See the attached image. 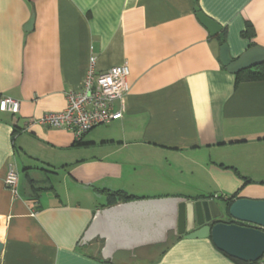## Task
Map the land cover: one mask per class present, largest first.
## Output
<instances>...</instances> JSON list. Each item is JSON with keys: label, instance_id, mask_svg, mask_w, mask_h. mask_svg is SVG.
I'll use <instances>...</instances> for the list:
<instances>
[{"label": "crops", "instance_id": "obj_1", "mask_svg": "<svg viewBox=\"0 0 264 264\" xmlns=\"http://www.w3.org/2000/svg\"><path fill=\"white\" fill-rule=\"evenodd\" d=\"M222 44L232 61L264 49V0H0V98L19 103L0 112V264H238L210 239L172 233L111 260L102 240L78 244L96 211L128 202L113 193L264 200V81L236 84ZM91 57L96 72L127 69L121 118L79 141L28 127L64 109ZM11 167L16 196L3 183Z\"/></svg>", "mask_w": 264, "mask_h": 264}, {"label": "water", "instance_id": "obj_2", "mask_svg": "<svg viewBox=\"0 0 264 264\" xmlns=\"http://www.w3.org/2000/svg\"><path fill=\"white\" fill-rule=\"evenodd\" d=\"M196 17L210 36L220 27L196 9ZM33 17L28 28L31 29ZM219 59L229 72L250 69L264 62V49L252 47L232 61L222 44ZM220 196L189 202L183 198L134 200L98 210L79 241L84 246L99 239L103 260L116 252H133L142 247L166 243L168 234L185 239H210L227 257L255 263L264 256V200L235 199L223 207ZM230 221H223L224 218ZM2 244L0 243V254Z\"/></svg>", "mask_w": 264, "mask_h": 264}, {"label": "built area", "instance_id": "obj_3", "mask_svg": "<svg viewBox=\"0 0 264 264\" xmlns=\"http://www.w3.org/2000/svg\"><path fill=\"white\" fill-rule=\"evenodd\" d=\"M95 59L89 60V67L79 90L65 92L64 109L58 113H44L36 119L28 121L33 124L47 126L69 132L75 141L99 126H105L121 118V111H113L115 102H121L128 90L125 66L111 67L103 72L94 70ZM19 103L11 98H0V112L15 115ZM4 186L13 196L17 195L18 173L12 167L4 178ZM255 264H264V257Z\"/></svg>", "mask_w": 264, "mask_h": 264}, {"label": "trees", "instance_id": "obj_4", "mask_svg": "<svg viewBox=\"0 0 264 264\" xmlns=\"http://www.w3.org/2000/svg\"><path fill=\"white\" fill-rule=\"evenodd\" d=\"M241 81H264V62H262L259 65H256L255 67H252L250 69H245L242 71H239L235 74V83H239ZM109 202L112 199H119L122 201H131L134 200L133 197L127 196L123 193H113L109 194ZM232 200L228 201L230 203ZM113 202V201H112ZM173 237L172 234H170V239ZM238 264H255V263H243L236 261Z\"/></svg>", "mask_w": 264, "mask_h": 264}, {"label": "rangeland", "instance_id": "obj_5", "mask_svg": "<svg viewBox=\"0 0 264 264\" xmlns=\"http://www.w3.org/2000/svg\"><path fill=\"white\" fill-rule=\"evenodd\" d=\"M223 221H229V218H226V217H225V218L223 219Z\"/></svg>", "mask_w": 264, "mask_h": 264}, {"label": "flooded vegetation", "instance_id": "obj_6", "mask_svg": "<svg viewBox=\"0 0 264 264\" xmlns=\"http://www.w3.org/2000/svg\"><path fill=\"white\" fill-rule=\"evenodd\" d=\"M230 221V220H229Z\"/></svg>", "mask_w": 264, "mask_h": 264}]
</instances>
